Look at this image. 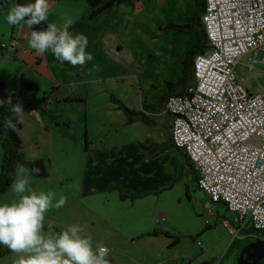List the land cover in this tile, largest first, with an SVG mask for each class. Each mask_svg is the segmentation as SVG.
Returning <instances> with one entry per match:
<instances>
[{
  "label": "crops",
  "instance_id": "obj_1",
  "mask_svg": "<svg viewBox=\"0 0 264 264\" xmlns=\"http://www.w3.org/2000/svg\"><path fill=\"white\" fill-rule=\"evenodd\" d=\"M143 8L147 11L144 4ZM138 16L135 0H116L112 7L100 14V19L95 17L81 21L85 25L72 31L74 34L82 30L81 34L88 37L85 31L100 20V75L98 73L96 80L100 81V134L97 138H92L93 134L87 127H80V117L74 115L80 114L77 109L79 104L85 103V97L73 96V88H82L81 94L84 91L87 95V87L94 84L88 76L89 67L86 64L80 68L70 64L52 65L47 59L51 53H47L36 57L37 71L30 68L26 63L27 57H20L26 50L35 54L27 46L31 32L24 23L15 26L7 41L1 39V44L11 39L19 42L15 59L12 60L8 53L10 58L7 60L8 68L12 63L19 66L17 82L14 81L16 88L11 85L12 76H6L10 71L4 74L5 78H0L6 98L20 104L44 100L47 104L44 111H24L17 133L25 158L41 160L47 165L48 177H32V189L37 192L52 190L57 193V198L60 195L67 197L63 208L47 213L45 225L55 232L69 224L80 223L84 233L91 236L94 247L103 243L109 248L107 258L113 264H207L210 261L209 264H232L231 258H227L235 247L231 248V244L243 241L246 234L240 229L235 216L219 212L216 204L212 216L216 220L214 225L218 220L224 221L231 237L221 260L206 256L196 237L201 235L200 232L194 236L196 239L182 237L176 244L173 238L163 234L167 232L175 236L162 225V211L151 199L168 190L178 178L184 161L169 143L171 117L164 111L148 112L144 107L156 104L165 82L173 83L180 78L181 74L175 80L166 77L174 61L181 65L182 72L187 51L179 47L174 37L179 33L165 29L171 23L161 24L158 19L155 24L158 35L153 36L145 34V20ZM187 20L188 16L183 19V24ZM170 32L169 42L167 36ZM0 33H3L1 29ZM42 64H50V71L46 69L50 76L40 68ZM94 72L97 75V71ZM65 73L71 76L66 78ZM21 75L32 81L36 89L28 91L22 88ZM59 75L61 84L52 79ZM40 79L46 87L39 85ZM49 84L50 92L47 90ZM53 92L55 99L51 100ZM118 105L143 113L154 125L148 126L140 121L129 123ZM157 147L162 148L153 151L152 159L154 153L160 154L161 162L154 167L153 160H147V154ZM73 153L77 157L75 163L68 159ZM1 157L0 148V163ZM164 169L171 170L170 176L165 175ZM158 185L165 186L158 188ZM118 191L136 199L122 200ZM15 198L9 188L0 196V203H8ZM226 215L230 218H225ZM153 231L157 233L153 234ZM18 259L16 254L0 246V264H17Z\"/></svg>",
  "mask_w": 264,
  "mask_h": 264
},
{
  "label": "built area",
  "instance_id": "obj_2",
  "mask_svg": "<svg viewBox=\"0 0 264 264\" xmlns=\"http://www.w3.org/2000/svg\"><path fill=\"white\" fill-rule=\"evenodd\" d=\"M202 24L209 48L194 59L193 84L164 105L171 143L214 203L241 228L264 230V0H205ZM18 46L17 39L0 45L11 54ZM259 63L262 86L251 92L236 70L249 73ZM214 205L205 208L207 217Z\"/></svg>",
  "mask_w": 264,
  "mask_h": 264
},
{
  "label": "rangeland",
  "instance_id": "obj_3",
  "mask_svg": "<svg viewBox=\"0 0 264 264\" xmlns=\"http://www.w3.org/2000/svg\"><path fill=\"white\" fill-rule=\"evenodd\" d=\"M104 1L105 0H57L56 2L49 3V15L46 23H55L57 26H61L66 18L72 19V25L76 22L88 21L89 15L93 10L92 8L99 7L104 3ZM145 1L148 3L146 4ZM143 4L145 5L147 11H144ZM15 6L16 5L14 3L9 4L0 15V29L3 32L0 33V38H4L6 41L11 34L12 25L7 24L5 17L7 13ZM135 6L136 12L139 15L138 18L145 20V34L151 33L154 36L158 35L157 27L155 26L158 19H160L161 24L167 22L175 25H183V19L186 20V16L189 18L193 11L194 1L135 0ZM99 16L100 14L96 16V18L100 19ZM147 28L151 30H148ZM80 31L82 30L77 31L74 34H81ZM85 32L88 35L87 38L89 41L86 51L91 52L93 55V61L86 63V65L89 67V79H91L94 84H91L87 87V95H85L84 91H82L81 94L82 88H80V90H75V88H73L72 95H81L85 97V103L79 104L80 108L77 109L80 112L79 115H76L73 112L72 113L76 116V118L80 117V127H87L89 132L93 134L92 138H97L100 134V81L96 82L98 79V73L100 75V55L98 54V52H100V20L96 24H91L89 29ZM137 35H141V33H138ZM170 35L171 32L167 36L169 42L171 41ZM174 37H176L179 47H182L186 51H188L195 44L194 35L179 33L175 34ZM94 38H97V40ZM254 55V52H250L248 55L241 58L240 63L244 64L247 60V57H253ZM21 56L27 57V65L30 68L36 70L35 67L36 64H38L36 58L38 55L36 53H30L26 50L24 54L21 53L20 57ZM9 58L10 56L6 52H4V54L1 53L0 55V78H5L6 76L9 77V75H11V85L15 86L14 84L17 82L19 66H16L15 63H12V66L8 68L7 63L9 61L7 60H9ZM47 59L52 65H59L52 54H48ZM93 65H97L99 68L97 75L96 72L92 71ZM261 67L262 64L259 63V65L256 67V70L250 71L249 73L247 71L244 72L236 70V72L240 73L241 76H244L246 85L251 92L259 90L262 86V80L257 78ZM40 68L47 76H50V73L48 72L50 71V64H42ZM4 74L7 75L5 76ZM180 74L181 65L174 61L173 66H170V71L166 78L169 80H175L176 78H179ZM64 76L67 78L71 75L65 73ZM60 78L61 77L59 75V77L52 79L55 80V83L61 84L62 81ZM47 81L49 82V80ZM39 85L46 87L45 82L41 81V79L39 80ZM49 87H51L50 84L48 85V92H50ZM41 92L42 91H39V93ZM50 97L52 98L51 100H54L55 92L51 93ZM161 148L162 147H157V149L154 148L147 154V160H153L154 167H158L160 164L161 156L160 154L154 153L152 159V153L153 151H160ZM54 153L55 151L52 152V154ZM63 159L65 160V158ZM68 159L72 160L74 163L77 161V157L75 158V153H73L72 157H68ZM186 172L188 171H183L182 176L178 177L173 183H171L168 190L162 192L159 194V196L154 197V199L151 200L153 203L156 202L159 209L162 211L161 216L164 217V222L162 225L167 229V231L175 236L178 235L188 239H190V237H194L198 234V232H200L201 235H199L197 239L200 240L202 248L205 250L206 256L210 258H216L217 261L221 260L225 251L227 250L229 242L231 241V237L229 236V232L227 230V225L222 220H218L216 225H214V222L216 221L215 218L206 216L204 208H206L210 203V197L203 190L196 187L190 175ZM164 173L166 176H170L171 170L164 169ZM164 186L165 185L160 187V185H158V188H163ZM148 205H150V203ZM219 212L227 213V211L222 206L219 207ZM227 214L233 216L230 213ZM227 217L230 218L226 215L225 218ZM207 226L210 228L208 229ZM237 248L239 247H234L233 250H230V256H227V258H231L232 264H235Z\"/></svg>",
  "mask_w": 264,
  "mask_h": 264
},
{
  "label": "clouds",
  "instance_id": "obj_4",
  "mask_svg": "<svg viewBox=\"0 0 264 264\" xmlns=\"http://www.w3.org/2000/svg\"><path fill=\"white\" fill-rule=\"evenodd\" d=\"M48 15L49 0H31L17 3L5 20L8 25H27L31 30L27 46L37 55L51 53L57 62H67L74 67L93 61L92 53L86 51L88 38L69 31L73 23L71 18H66L61 26L47 23L46 28L38 27L48 20ZM93 70L98 71V66L93 65ZM6 103H11L10 98L0 100V106ZM9 110L15 122L6 119L0 126L15 130L25 113L19 104L12 105ZM39 171V168L29 169L24 165L15 169L10 188L16 198L0 203V246L19 257L17 264H109V248L103 243L94 247L91 236L84 233L80 223L69 224L59 232L46 230L47 213L63 208L67 197L57 198L52 190L34 191L31 179Z\"/></svg>",
  "mask_w": 264,
  "mask_h": 264
},
{
  "label": "trees",
  "instance_id": "obj_5",
  "mask_svg": "<svg viewBox=\"0 0 264 264\" xmlns=\"http://www.w3.org/2000/svg\"><path fill=\"white\" fill-rule=\"evenodd\" d=\"M57 0H49V3L56 2ZM194 1V8L192 13L190 14L187 22L183 25H174V24H167L165 26L166 30H172L176 33L180 34H191L195 36V44L193 47H191L184 56L183 62H182V72L180 78L173 83L165 82L163 85L162 95L157 100L156 104L151 106H145L144 108L148 112H161L164 111V105L169 97L177 96L182 97L186 95L187 88L193 84V62L197 55L204 54L208 50V41L206 37V33L202 24V16L205 12V0H193ZM31 0H0V15L4 11V9L11 3H14L15 5L17 3H29ZM116 2V0H108L99 7L94 8L90 15L89 19L95 18L102 12L106 11L108 8L112 7L113 4ZM84 22H76L73 25L70 26L69 31L72 32L76 28L80 26H84ZM15 26L12 25L11 33L13 34L15 31ZM47 23L43 22L42 25L38 26L40 29L46 28ZM30 30V29H29ZM31 32V30H30ZM11 34V35H12ZM0 45H1V38H0ZM1 53L4 54V51L0 47V55ZM11 59H15V54H11ZM47 54V53H45ZM59 63V62H58ZM60 65L68 64L67 62ZM77 68H80V66H76ZM20 86L28 91H33L36 89L35 84L30 81L29 79L25 78L24 75H21L20 77ZM45 99V98H44ZM0 100H7L4 84L0 81ZM19 104L22 108V111H44L47 107V104L44 101L42 102H34L33 104L30 103H24L20 104L18 101L14 100L11 101L10 104H5L4 106H0V123H3L4 120L9 119L14 121V117L9 110L12 105ZM119 109L125 114L127 120L129 123L140 121L148 126H153L154 122L146 117L143 113L133 112L128 110L123 105H118ZM167 116L171 117L170 114L165 113ZM21 128V123L16 124V129L13 130L11 128H3L0 126V148L2 151V157H1V163H0V196L3 195L11 186V183L14 180V172L17 166L24 165L31 168H39V174L34 176L35 178L39 179H45L48 177V169L45 162L41 160L37 161H30L27 160L24 156L23 152V146L22 143L17 135L18 131ZM171 129V125H170ZM169 143L172 148L173 145L171 143V139L169 138ZM179 155L182 157L184 161V165L180 167V172L178 177L182 176L183 171H188V173L195 183L196 187L201 189V183L199 180L198 174L195 172L193 165L189 161V159L183 154V152L180 149L174 148ZM119 192V197L124 200L126 198H129L131 200L136 199L135 196L128 195L122 191ZM210 204H216L217 206H222V203H214L210 199ZM209 229L210 227L207 226ZM46 229H52L49 226H46ZM242 232L246 234L243 241H233L231 244V248L233 246L239 247L238 253L242 246L246 245L247 243H250L254 240L264 238V230L255 231L252 228H241ZM55 232H59L55 230ZM157 231H153V234H156ZM169 238H173V243L176 244L178 240H180L182 237L176 235L171 236L169 233L165 232L163 233ZM198 237V235L196 236ZM196 237H190L192 240L196 239ZM108 259V258H107ZM109 264H113L110 259ZM211 262V261H210ZM208 262L207 264H209Z\"/></svg>",
  "mask_w": 264,
  "mask_h": 264
},
{
  "label": "water",
  "instance_id": "obj_6",
  "mask_svg": "<svg viewBox=\"0 0 264 264\" xmlns=\"http://www.w3.org/2000/svg\"><path fill=\"white\" fill-rule=\"evenodd\" d=\"M260 262L264 264V242L260 239L243 247L235 259V264H259Z\"/></svg>",
  "mask_w": 264,
  "mask_h": 264
},
{
  "label": "flooded vegetation",
  "instance_id": "obj_7",
  "mask_svg": "<svg viewBox=\"0 0 264 264\" xmlns=\"http://www.w3.org/2000/svg\"><path fill=\"white\" fill-rule=\"evenodd\" d=\"M247 244H249V243H247ZM247 244H246V245H247ZM246 245L242 246L241 249H242L243 247H245ZM241 249H240V250H241ZM239 252H240V251H239ZM238 254H239V253H238ZM261 262H262V261H261ZM261 262H260L259 264H261Z\"/></svg>",
  "mask_w": 264,
  "mask_h": 264
}]
</instances>
